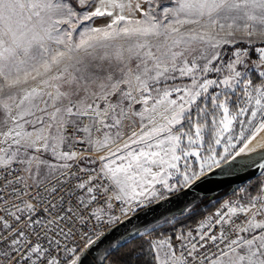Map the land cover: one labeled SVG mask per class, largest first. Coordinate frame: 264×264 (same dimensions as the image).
Segmentation results:
<instances>
[{
  "label": "snow or ice",
  "instance_id": "snow-or-ice-1",
  "mask_svg": "<svg viewBox=\"0 0 264 264\" xmlns=\"http://www.w3.org/2000/svg\"><path fill=\"white\" fill-rule=\"evenodd\" d=\"M262 132L264 0H0V264H264V179L148 219Z\"/></svg>",
  "mask_w": 264,
  "mask_h": 264
},
{
  "label": "water",
  "instance_id": "water-1",
  "mask_svg": "<svg viewBox=\"0 0 264 264\" xmlns=\"http://www.w3.org/2000/svg\"><path fill=\"white\" fill-rule=\"evenodd\" d=\"M261 164H264V154L254 161L243 165L233 161H229L228 163L222 162L221 167L213 169L206 182L193 189L173 195L170 200L155 205V212L148 219H152L153 217H161V219H164L173 214L181 213V209L185 206L189 208L200 200L211 197L226 188L233 191L245 182L259 176L264 170V168L259 167ZM161 214L165 215L161 216ZM138 223L134 219L126 227L122 225L118 231H113L112 236L118 237L123 233L125 234L124 238L127 239L126 233L134 231L135 225Z\"/></svg>",
  "mask_w": 264,
  "mask_h": 264
},
{
  "label": "trees",
  "instance_id": "trees-1",
  "mask_svg": "<svg viewBox=\"0 0 264 264\" xmlns=\"http://www.w3.org/2000/svg\"><path fill=\"white\" fill-rule=\"evenodd\" d=\"M257 179H259V176L245 182L244 184L240 185L239 187L245 188L248 187L249 184H254L256 183ZM237 187L236 189H238ZM231 194V191L229 188H226L222 190L221 192L211 196L207 197L203 200H200L199 202L193 204L192 206L189 207V209H195L194 214L192 215L191 219H188L186 221V226L187 227H193L202 217L205 216V214L211 212L213 209H215L219 203L226 197ZM211 200H215L213 203H210ZM174 216H177L175 219L176 220H185V218L189 215L188 212H184L183 214L177 213L173 214ZM165 220V219H162Z\"/></svg>",
  "mask_w": 264,
  "mask_h": 264
},
{
  "label": "rangeland",
  "instance_id": "rangeland-1",
  "mask_svg": "<svg viewBox=\"0 0 264 264\" xmlns=\"http://www.w3.org/2000/svg\"><path fill=\"white\" fill-rule=\"evenodd\" d=\"M163 2L165 3V4H168V3H170V0H163ZM98 23H103V21H99ZM255 143H256V145H255ZM254 144V145H253ZM252 145V146H251ZM242 146V144H238L237 145V149L239 148V147H241ZM216 147V151L217 152H223V144L222 145H220V146H215ZM249 148L250 149H254V151H251V153L253 154V155H259V154H261V153H263L264 152V132H262V133H260V135L255 139V140H253L252 141V143L249 145ZM233 151H235V150H233ZM250 153V152H249ZM190 161H192V162H195L194 161V158H190ZM229 161H233V160H229ZM238 161H239V158H236L233 162H237L238 163ZM222 163V162H221ZM262 172H264V170L262 171ZM261 172V173H262ZM176 179H177V177H173V179H172V181H170V182H172V183H174L175 181H176ZM259 179H264V177H260V175H259ZM240 189H243L242 187H239L238 189H235V190H233V191H231V194L229 195V196H226L220 203H219V205L220 204H222L223 202H225L226 200H229V199H232V200H236L237 199V196H238V194H239V190ZM215 200H211L210 201V203H213ZM217 206L215 209H213L211 212H209V213H207V214H205V216L204 217H206V216H209V215H211V214H213V213H215L218 209H220V207H221V205L220 206ZM177 216H174V215H171V216H169V217H166V218H164L165 220H167V219H175ZM204 217H202L201 219H203ZM200 219V220H201ZM197 227V223L193 226V227H191V228H196Z\"/></svg>",
  "mask_w": 264,
  "mask_h": 264
},
{
  "label": "bare ground",
  "instance_id": "bare-ground-1",
  "mask_svg": "<svg viewBox=\"0 0 264 264\" xmlns=\"http://www.w3.org/2000/svg\"><path fill=\"white\" fill-rule=\"evenodd\" d=\"M255 145H256V143H255ZM263 154H264V152L259 154V155H253L251 152L250 153L248 152L246 155L242 154L240 157H237V158H239V161H238L239 164L243 165V164H247V163L254 161L255 159H257L258 157H260Z\"/></svg>",
  "mask_w": 264,
  "mask_h": 264
},
{
  "label": "built area",
  "instance_id": "built-area-1",
  "mask_svg": "<svg viewBox=\"0 0 264 264\" xmlns=\"http://www.w3.org/2000/svg\"><path fill=\"white\" fill-rule=\"evenodd\" d=\"M122 219H124V218L122 217Z\"/></svg>",
  "mask_w": 264,
  "mask_h": 264
},
{
  "label": "crops",
  "instance_id": "crops-1",
  "mask_svg": "<svg viewBox=\"0 0 264 264\" xmlns=\"http://www.w3.org/2000/svg\"><path fill=\"white\" fill-rule=\"evenodd\" d=\"M220 205H221V204H220ZM220 205H219V206H220Z\"/></svg>",
  "mask_w": 264,
  "mask_h": 264
}]
</instances>
